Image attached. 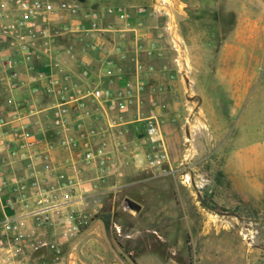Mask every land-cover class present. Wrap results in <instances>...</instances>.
<instances>
[{"label":"crops","instance_id":"0c3cea01","mask_svg":"<svg viewBox=\"0 0 264 264\" xmlns=\"http://www.w3.org/2000/svg\"><path fill=\"white\" fill-rule=\"evenodd\" d=\"M77 1L98 10L97 29L55 37L47 57L32 69L19 62L18 79L1 81L0 232L10 223L28 236L27 246L60 244L84 227L83 239L97 244L100 220L94 215L104 198L126 194L135 184L176 178L185 151L192 149L186 143L187 129L195 127L189 121L197 110L194 81L186 80L189 63L173 10L162 0ZM109 7L130 16L116 19L106 14ZM65 20L88 26L79 17ZM41 71L55 80L60 95L46 92L49 82L38 78ZM95 89L109 90L112 100L94 99L89 93ZM60 107L65 127L54 124ZM151 110L169 155L165 172L145 167ZM17 132L29 136L14 137ZM87 152L94 155L89 162L83 160Z\"/></svg>","mask_w":264,"mask_h":264},{"label":"rangeland","instance_id":"374dc122","mask_svg":"<svg viewBox=\"0 0 264 264\" xmlns=\"http://www.w3.org/2000/svg\"><path fill=\"white\" fill-rule=\"evenodd\" d=\"M162 1L194 81L193 150L176 178L104 198L97 244L84 227L26 246L29 264H264V0Z\"/></svg>","mask_w":264,"mask_h":264},{"label":"built area","instance_id":"2783aa9c","mask_svg":"<svg viewBox=\"0 0 264 264\" xmlns=\"http://www.w3.org/2000/svg\"><path fill=\"white\" fill-rule=\"evenodd\" d=\"M13 12L0 13V87L1 81L18 79L20 71L19 62L22 67L32 69L36 61L47 57L52 41L55 37L65 34H87L96 30L95 20L99 18L98 10L86 9L77 0H7ZM138 13H144V8H139ZM106 14L116 19H127L129 13L120 7H109ZM67 17H79L88 22L75 25L67 24ZM13 50L14 54L5 53ZM38 78H45L49 85L47 93L56 96L62 93L55 89L56 82L51 77H45L43 71L39 72ZM1 90V89H0ZM2 92L0 91V96ZM89 95L96 100H112L109 90L95 89ZM1 107V104H0ZM117 107L123 109L125 103H118ZM65 111L60 107L54 113V124L58 127H65L67 119ZM3 124L0 119V126ZM146 136L143 139L146 152L144 154L145 167L149 170L165 172V167L169 164V155L161 135L160 121L154 110L150 111L145 121ZM14 137H28L26 132L15 133ZM14 154V153H13ZM92 152H87L83 160L89 162L93 160ZM0 232V264H29L23 257L24 249L28 244V236L12 230L10 223L3 225ZM9 240L16 241L11 244ZM36 249L38 245L29 244V247Z\"/></svg>","mask_w":264,"mask_h":264},{"label":"trees","instance_id":"16d2710c","mask_svg":"<svg viewBox=\"0 0 264 264\" xmlns=\"http://www.w3.org/2000/svg\"><path fill=\"white\" fill-rule=\"evenodd\" d=\"M105 223V225H106V222H104Z\"/></svg>","mask_w":264,"mask_h":264}]
</instances>
